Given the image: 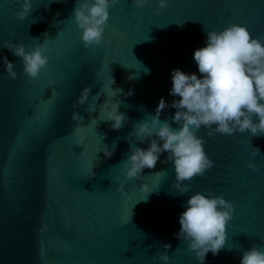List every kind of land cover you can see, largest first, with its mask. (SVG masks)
Wrapping results in <instances>:
<instances>
[{"label":"water","instance_id":"95a60500","mask_svg":"<svg viewBox=\"0 0 264 264\" xmlns=\"http://www.w3.org/2000/svg\"><path fill=\"white\" fill-rule=\"evenodd\" d=\"M48 2L32 0L33 11L20 20V3L0 0V42L48 49L46 68L29 80L21 60L0 48L17 72L11 79L0 59V264H164V243L171 244L167 264H199L174 233L187 199L205 189L233 203L234 212L224 249L209 252L204 264H240L253 243L264 245V136L209 138L202 127L197 135L213 167L184 182L188 193L172 189L167 153L117 191L130 144L148 147L128 135L132 125L154 115L161 97L169 105L179 99L169 94L171 70L200 75L193 53L205 46L204 28L241 24L264 37V0H169L159 13L157 0L142 9L119 0L109 8L101 44L90 49L72 17L76 0ZM86 86L88 101L73 108ZM117 108L129 118L118 131L106 120ZM175 111L164 109L160 119ZM114 144L106 157L104 146ZM251 146L261 153L254 159Z\"/></svg>","mask_w":264,"mask_h":264},{"label":"clouds","instance_id":"9594fccd","mask_svg":"<svg viewBox=\"0 0 264 264\" xmlns=\"http://www.w3.org/2000/svg\"><path fill=\"white\" fill-rule=\"evenodd\" d=\"M52 2L54 0H49L47 4ZM118 2L76 0L72 17L82 32L80 40L86 49L101 44L109 20V8ZM17 3H20L21 10L15 16L23 20L33 11L32 0H17ZM132 3L137 9H142L148 0H132ZM168 3L169 0H157L158 13L167 8ZM12 31L14 33L15 29ZM204 31L205 46L193 53L200 75L188 74L179 68L172 69L169 94L179 99H174L169 105L161 97L154 115L148 114L149 119L132 125L133 130L128 135L140 143H147L148 147L145 149L130 144L124 161L125 178L119 183L117 191H123L129 181L140 178L146 168H155L161 154L167 153L163 162H171L175 171L172 189L180 195L188 193L190 186L184 182L203 176L213 167V161L204 148L206 140L197 135L202 127L208 130L209 138L216 134L245 132L250 133L251 138L264 136V37H253L247 26L234 23H228L220 31L205 28ZM0 48L8 49L21 60L23 73L29 80L37 79L48 64V49L42 44L26 48L23 41L14 43L7 40L0 42ZM0 59L9 77L15 80L17 72L14 71V63L4 56ZM91 91V86L84 87L73 108L84 105ZM168 107L176 109L174 115L170 120H161L162 111ZM86 110L92 112L91 108ZM71 118L79 126L83 120L78 111H74ZM128 119L117 108L108 114L106 120L111 121V128L118 131ZM103 152L110 158L115 152V144L111 148L105 145ZM260 154L258 147H252L250 156L253 159ZM247 166L259 171L258 165L251 161ZM142 188L148 191L147 185H142ZM204 192L192 194L187 199L186 210L179 215V231L174 233L176 238L186 243L189 251L195 253L199 264H204L209 252L215 256L224 249L227 225L233 219L234 212V204L222 195H214L209 189ZM162 247L165 251L159 255V259L167 264L171 244L164 243ZM240 264H264V245L253 243L243 251Z\"/></svg>","mask_w":264,"mask_h":264}]
</instances>
